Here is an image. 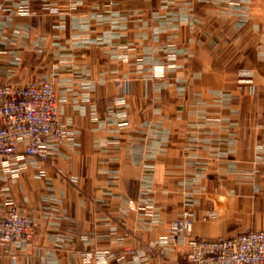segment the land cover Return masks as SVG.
<instances>
[{"label": "crops", "instance_id": "0c3cea01", "mask_svg": "<svg viewBox=\"0 0 264 264\" xmlns=\"http://www.w3.org/2000/svg\"><path fill=\"white\" fill-rule=\"evenodd\" d=\"M48 80L67 139L0 162V264H163L264 229V0H0V84Z\"/></svg>", "mask_w": 264, "mask_h": 264}, {"label": "built area", "instance_id": "2783aa9c", "mask_svg": "<svg viewBox=\"0 0 264 264\" xmlns=\"http://www.w3.org/2000/svg\"><path fill=\"white\" fill-rule=\"evenodd\" d=\"M58 103L52 84L44 79L23 87L0 84V162L22 152L33 161H45L52 144H62L68 136L58 118ZM191 212L184 210L169 228L167 242L185 239L184 260L163 264H264V229L237 233L216 240L192 236ZM34 234L31 216L11 207L0 216V247L9 251L15 244H28Z\"/></svg>", "mask_w": 264, "mask_h": 264}, {"label": "rangeland", "instance_id": "374dc122", "mask_svg": "<svg viewBox=\"0 0 264 264\" xmlns=\"http://www.w3.org/2000/svg\"><path fill=\"white\" fill-rule=\"evenodd\" d=\"M48 81V80H47ZM32 82H36V81H32ZM50 82V81H49ZM30 83V82H29ZM28 83V84H29ZM51 83V82H50ZM10 85V84H9ZM16 87V86H15ZM64 123V122H63ZM65 124V123H64ZM66 125V124H65ZM66 127H67V125H66ZM67 129H68V127H67ZM69 132V131H68ZM186 210V209H185ZM189 211V210H188Z\"/></svg>", "mask_w": 264, "mask_h": 264}]
</instances>
